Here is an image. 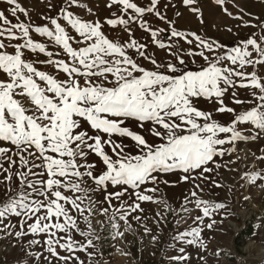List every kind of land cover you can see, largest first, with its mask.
<instances>
[{"label": "snow or ice", "instance_id": "obj_1", "mask_svg": "<svg viewBox=\"0 0 264 264\" xmlns=\"http://www.w3.org/2000/svg\"><path fill=\"white\" fill-rule=\"evenodd\" d=\"M3 3L16 22L0 10V184H6L0 189V231L17 239L44 237L28 242V249L39 246L42 251L22 246V254L36 264H84L76 253H87L94 246L88 237L95 233L92 195L96 192L109 206L100 215L115 208L110 219L118 236L124 233L118 231L116 217L127 223L132 212L142 211L139 202H158L149 193H157L161 183L168 185L166 177L172 175L193 184L183 211L194 203L202 212L194 222L203 224L205 217L225 207L201 199L204 189L195 181L214 183L209 181L212 165L221 167L216 158L235 151L225 145L264 137V31L226 51L222 44L189 34L200 50L188 55L199 56L205 66L187 71L182 70L184 59L159 39L165 29L153 28L145 19L150 14L170 23L157 7L159 0H149L146 7L136 0H105L106 7L116 11L103 24L79 14L83 9L95 16L82 0H62L55 16H41L42 25L33 24L19 0ZM183 3L192 5L194 0ZM216 3L223 5L224 0ZM105 24L121 27L127 39L110 38L103 30ZM133 24L148 33L153 44L168 48L177 62L158 63L148 55V45L136 39ZM245 26L264 29V21ZM34 34L46 41H37ZM171 36L193 43L174 29ZM5 39L20 42L6 46ZM50 45L58 51L49 50ZM26 52L43 54L45 59H26ZM38 65L49 66L52 72ZM230 89L247 92L244 99L231 92V102L242 106L240 110L225 104ZM201 98L214 103L215 112L231 114V122L219 123L211 111L197 107ZM128 121L136 130L127 126ZM118 138L130 139L133 149ZM242 178L255 184L264 176L245 173ZM125 196L135 199L127 206L113 205ZM76 214L88 231H81ZM10 217L17 218V224L5 223ZM215 223L212 220L207 228ZM202 231L192 227L178 232L174 240L204 247ZM73 233L84 236L86 243L75 240ZM179 253L171 257L176 264L189 260L183 247Z\"/></svg>", "mask_w": 264, "mask_h": 264}, {"label": "rangeland", "instance_id": "obj_2", "mask_svg": "<svg viewBox=\"0 0 264 264\" xmlns=\"http://www.w3.org/2000/svg\"><path fill=\"white\" fill-rule=\"evenodd\" d=\"M19 2L29 10V15L34 25H42L43 15L55 16L62 0H19ZM88 7H91L95 16H89L83 9L78 10L79 14L86 19H99L103 21L111 18L112 12L116 8L108 9L105 0H82ZM140 6H148L149 0H136ZM49 4L53 6L49 11ZM9 6L0 0V10H5V14L13 23L15 19L6 9ZM162 15L166 16L167 23L156 18L154 15H147L145 19L149 21L153 28H163L165 31L159 39L166 45L172 46V50L177 53L185 63L182 70L199 71L205 66V61L199 56H190V51H199L196 48L197 42L194 33L206 41H214L224 46V50H229L238 46L240 41L248 38L252 33L257 36L264 29L251 28L245 26L246 22L258 24L264 21V0H224V4L216 3V0H194L192 5H185L183 0H159L157 5ZM192 8L198 9L193 12ZM227 9L225 12L224 9ZM229 13L231 15H229ZM21 20H25L22 14H19ZM236 17H243L237 19ZM132 31L136 39L148 45L147 53L157 59L158 63L166 64L168 61L176 63L177 61L169 54L168 48L161 49L153 44L148 33L143 32L135 24ZM176 30L187 35L188 39L193 40L188 44L185 39L172 37L171 31ZM229 29L231 31H229ZM105 33L110 38L125 40L126 34L121 27L112 29L104 25ZM39 42H45L46 38L35 35ZM20 41L4 40L5 45L19 43ZM49 50L58 51L54 46H49ZM7 51L12 52L11 47ZM132 54V53H130ZM25 58L33 61L44 60L43 54L25 53ZM140 60L139 57H136ZM140 62L148 68L152 65L147 61ZM41 70L52 72V69L46 65H38ZM251 71V69H249ZM261 71H264L262 69ZM236 91L239 98L244 99L247 92L243 89H230L225 95V104L229 107H235L238 110L242 106L233 105L231 102V92ZM197 107L204 111H211L213 118L222 124H229L233 119L231 114L218 113L214 109L216 105L203 98L197 102ZM129 128H133V122H126ZM133 130H136L133 128ZM144 135H148L146 132ZM128 145V149H133V142L128 138H118ZM225 148L234 147L235 151L231 154H225L223 157H217L216 163L221 167L215 168L209 175V181L196 180L195 183L201 185L204 191L200 198L206 201L222 203L223 209L215 211L211 218L205 217L203 224L194 222L195 217L201 216L202 212L197 209L194 203L186 205L188 211H183L186 198H189L190 191L193 188L192 183L182 182L176 175L166 177L169 184L161 183L159 191L155 194L154 200L158 202L144 201L140 203V209L132 212L128 216L127 223L116 217L115 223L119 225L118 231L123 232V236L116 235L117 229L112 228V217L115 208H109L107 215H100L103 208L109 207L103 203L101 193H93L92 199L96 201L94 212L97 214L93 219L94 236L93 247L88 248L87 253L77 252L80 260L84 264H176L171 257L179 255V248L185 249V254L189 260L184 264H250L261 263L264 261V179H259L255 184H250L246 178H242L245 173H260L264 176V160H257L256 157L264 156V137L258 140L237 141L234 145H225ZM7 167V164H5ZM2 179V177H0ZM215 184H219L216 187ZM6 187V184H0V189ZM152 187V185H148ZM112 191V188L108 189ZM70 195V193H67ZM247 197V199H245ZM134 197L125 196L121 200H114L113 205L119 207L121 203L127 206L134 201ZM87 203V201H85ZM80 224L81 231H88V225L79 214H76ZM139 217V219H136ZM215 220L216 223L211 229L207 224ZM17 218H9L5 223L17 224ZM102 222V223H101ZM252 223L254 226L253 237L242 240L243 246L236 248L235 237ZM130 226V227H129ZM201 227V238L204 247L198 245L180 244L174 240L178 232H183L192 227ZM3 227V225H0ZM14 231V229H8ZM95 237H98L96 239ZM155 237V239H154ZM43 236L22 237L17 239L14 235H8L5 231H0V264H36L30 256L22 254L21 248L31 252H39L43 249L39 246H33L28 249V242L32 239L43 240ZM73 238L80 243H86V238L79 233H73ZM88 253H92L91 256ZM64 254V253H61ZM76 264V262H73Z\"/></svg>", "mask_w": 264, "mask_h": 264}, {"label": "trees", "instance_id": "obj_3", "mask_svg": "<svg viewBox=\"0 0 264 264\" xmlns=\"http://www.w3.org/2000/svg\"><path fill=\"white\" fill-rule=\"evenodd\" d=\"M254 235V226L252 223H249L246 228L241 230V232L235 237V243H236V248L240 249L244 244L242 240L253 237ZM250 264H264V261L261 263H250Z\"/></svg>", "mask_w": 264, "mask_h": 264}]
</instances>
